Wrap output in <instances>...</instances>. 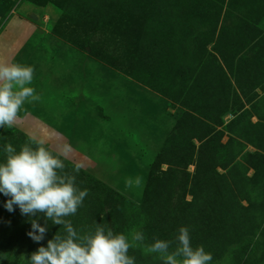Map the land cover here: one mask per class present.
<instances>
[{
  "label": "rangeland",
  "instance_id": "1",
  "mask_svg": "<svg viewBox=\"0 0 264 264\" xmlns=\"http://www.w3.org/2000/svg\"><path fill=\"white\" fill-rule=\"evenodd\" d=\"M0 63L33 67L28 86L39 97L24 103L12 128H0V162L6 144L19 151L33 137L78 189L96 182L65 217L79 235L106 219L97 205L113 193L131 215L123 233L139 228L147 243L172 241L171 251L178 233L151 219L164 200L172 214L222 216L224 238L192 242L210 264H264V173L255 178L244 161L264 156V0H0ZM160 155L190 162L157 167ZM212 157L205 185L195 166ZM158 169L171 173L167 197L153 181ZM6 199L0 193V264H31V253L64 228L49 220L35 242L19 225L30 217H16L15 205L7 211ZM132 253L137 264H163L142 248Z\"/></svg>",
  "mask_w": 264,
  "mask_h": 264
},
{
  "label": "clouds",
  "instance_id": "2",
  "mask_svg": "<svg viewBox=\"0 0 264 264\" xmlns=\"http://www.w3.org/2000/svg\"><path fill=\"white\" fill-rule=\"evenodd\" d=\"M33 73V67L28 65L0 63V128H12L24 103L39 99L35 89L28 86ZM29 141L19 151L10 143L5 145L6 159L0 162V193L8 197L4 207L13 212L15 205L30 218L43 214V226L30 219L27 235L35 242L44 239L49 220L62 225L65 233H56L46 246L33 251L31 264H135V258L128 254L130 248H142L145 254L156 253L163 264H210L212 255L202 245L192 246L186 226L179 227L176 247L171 251L172 241L153 237L147 243L144 232L136 227L126 235L98 224L88 234L79 235L65 217L76 213L88 190L78 189L75 176L63 173V161L43 140L29 137ZM79 170L80 165H76L74 171ZM127 183L131 185L132 180Z\"/></svg>",
  "mask_w": 264,
  "mask_h": 264
},
{
  "label": "trees",
  "instance_id": "3",
  "mask_svg": "<svg viewBox=\"0 0 264 264\" xmlns=\"http://www.w3.org/2000/svg\"><path fill=\"white\" fill-rule=\"evenodd\" d=\"M225 59V58H223ZM213 106H216L215 115L221 116L224 112L223 102H217ZM205 126H208L207 124L200 121ZM216 135V134H215ZM214 136V135H213ZM188 155V154H187ZM160 155V159L155 162L156 166H160L161 163H167L170 165H177V166H186L190 162L189 156L181 157L177 161L165 159L164 156ZM218 159V158H216ZM245 164L247 167H252L255 171V178H257L259 175L264 173V156H260L253 153H246L245 154ZM217 162L215 160V157H212L207 162L202 159L198 160L196 162L195 166V172L198 176V178L203 179V184L209 182L208 174L209 170L212 168V166ZM66 164V163H65ZM67 165V164H66ZM160 174L155 176L154 183L161 184L165 189V195L167 197V194L169 195L170 192L173 189L172 187V181L170 179V170H159ZM77 177L81 178V175L77 174ZM181 188L184 189V183H182ZM206 185V184H205ZM98 184L92 180L88 181L85 184L84 189L88 190V193H95L93 190H97ZM171 190V191H170ZM96 195V194H95ZM88 196V195H87ZM113 193L108 194L107 198H102L100 200L99 204L97 205L99 208V211L106 217V219H102L103 222H98L99 225L104 226L105 228H111L114 233H123L125 226L129 223L131 220V215L126 213L124 210H122L118 205H116V200L113 198ZM158 193L156 194V197L154 198V203L158 202ZM164 200L160 203L156 204L155 207H152V216L151 219L155 223L156 229H162L168 230L167 234L170 235V233H178V229L181 226H186L189 229L191 243L192 242H206V244H209L211 239H221L226 236L225 231V221L222 216L218 213L214 215H209L210 213H204V214H195L193 212H190V214H172L170 211H166L167 209L164 206ZM166 211V212H165ZM220 215V216H219ZM25 217L21 214L20 210L19 213L16 215V217ZM15 217V218H16ZM36 219L38 223L41 225L43 224L44 217L41 216V213L38 214L35 217L26 218V220L23 219V221L19 222L18 224L26 225L28 228H31L30 219ZM209 218L213 219L211 221ZM171 226H174V229H171ZM195 228L197 230H200V232L197 234ZM194 235H197L198 237H195ZM166 237H168L166 235ZM165 237V239H166ZM198 243V244H199ZM134 258H137V255L132 253L131 254ZM137 264V262L135 261Z\"/></svg>",
  "mask_w": 264,
  "mask_h": 264
},
{
  "label": "water",
  "instance_id": "4",
  "mask_svg": "<svg viewBox=\"0 0 264 264\" xmlns=\"http://www.w3.org/2000/svg\"><path fill=\"white\" fill-rule=\"evenodd\" d=\"M34 18H37V16H33Z\"/></svg>",
  "mask_w": 264,
  "mask_h": 264
}]
</instances>
